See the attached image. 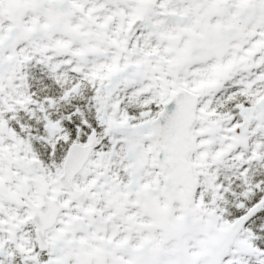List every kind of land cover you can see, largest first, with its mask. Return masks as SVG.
<instances>
[{"label": "snow or ice", "instance_id": "6c2138e0", "mask_svg": "<svg viewBox=\"0 0 264 264\" xmlns=\"http://www.w3.org/2000/svg\"><path fill=\"white\" fill-rule=\"evenodd\" d=\"M0 264H264V0H0Z\"/></svg>", "mask_w": 264, "mask_h": 264}]
</instances>
